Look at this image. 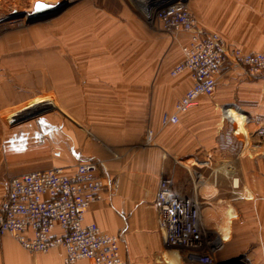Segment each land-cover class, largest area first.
Instances as JSON below:
<instances>
[{
    "label": "crops",
    "instance_id": "obj_1",
    "mask_svg": "<svg viewBox=\"0 0 264 264\" xmlns=\"http://www.w3.org/2000/svg\"><path fill=\"white\" fill-rule=\"evenodd\" d=\"M256 13L264 14V0H217V23L246 24L237 33L235 43L248 52H264V22L259 29L249 26L260 20ZM152 52L157 62L126 65L133 72L132 78V73H120L121 64L108 61L92 59L84 66L72 62L67 70L53 60L50 75L52 84L61 86L60 107L83 127L63 129L61 122L47 116L23 122L16 130H7L0 123V206L7 183L15 175L46 167L71 172L81 159L97 161L103 165L102 174L107 179L118 180V189L111 194L104 192L102 200L91 204L84 223L96 224L110 235H122V264H189L179 249L164 245L155 202L162 179L171 177L183 185L181 161L177 159L191 157L187 161L194 160L198 166L217 167L212 175L207 170L201 173L209 183H217L214 195L204 200L203 210L217 215L219 247H242L232 251L225 261L242 257L240 263L264 264V79L228 68L218 79L217 94L202 96L197 106L179 114L178 123L163 126V115L175 113L176 103L193 83L188 72L170 84L159 80L158 73L165 65L160 66L159 53ZM43 57L39 53L34 63L23 57L8 60L11 63L5 65L7 68L0 65V108L12 107L23 99V92L17 93L15 86H46V68L51 61ZM15 60L21 62L16 65ZM142 70L154 71V77L143 79ZM12 77L15 81L10 80ZM66 85L67 101L62 98ZM93 86L112 88L113 95L108 92L98 98L92 94ZM45 99L40 97L10 110L9 114L15 113L10 117L33 108L43 111L47 108L44 103L51 102ZM90 107V114L108 110L113 120L117 113V120L93 125L83 122L89 118ZM88 125L93 132L84 127ZM148 127L154 131L155 146L139 148ZM195 145L196 151H188ZM47 148L52 150V158L46 157ZM178 189L184 193L181 187ZM64 260L65 250L61 247L33 254L12 236L0 235V264H65ZM74 264L92 262L80 260Z\"/></svg>",
    "mask_w": 264,
    "mask_h": 264
},
{
    "label": "rangeland",
    "instance_id": "obj_2",
    "mask_svg": "<svg viewBox=\"0 0 264 264\" xmlns=\"http://www.w3.org/2000/svg\"><path fill=\"white\" fill-rule=\"evenodd\" d=\"M164 1L168 0H43V2L54 6L64 4L60 9L51 14L37 17L31 16L37 0H0V65L7 68V64L11 63L7 62L8 60L23 57L27 59L30 58L29 60L34 63V60L39 57V53L45 56L43 59L49 57L51 61L46 68V86L41 87L37 85L28 86L26 88L20 86L14 87L17 93L23 92V99L12 107H7L5 109L0 108L1 125L7 128V130H16L23 122H28L41 116H47V118L51 120L56 118V121L61 122L63 129L64 127L65 129H69V127L75 128L82 126L76 124L75 120H71L64 112V109L61 108V86H54L52 84L53 79L50 75L54 69L53 60L65 65L64 68L67 70L69 69L68 65H71L72 62L84 66L87 65V62H92V59H95V62L108 61L116 65L121 64L122 70H120V73L123 71L122 73L125 76L132 73L129 74V78H132L133 72H129L126 65L137 63L147 64L151 61L157 62V55H154L153 52L150 53V50L153 49L157 54L159 53L160 66L165 65L158 73L159 80L169 84L170 82H175V77L171 78L172 76H169L168 72H170V70L168 71V69H171L172 66L174 67L180 62V49L190 40L193 32L186 33L184 31L169 30L168 22H170L171 19H175V17H169L170 15L165 16V13L158 12L159 10L169 8V6L157 10ZM175 4H183L186 10L191 13L190 15L195 22L196 33L200 30L207 34H219L226 47H237L244 52H248L235 43L237 41V33L240 30H244L246 24L217 23V0H178L176 3L170 5V7ZM262 14H257L260 20L254 21L249 24V26L254 25V29L263 27L264 14ZM129 17H134V21H131L132 18L129 19ZM159 44L161 47H159ZM32 55L35 56V59L31 57ZM54 55H56V57H54ZM20 62L21 60L13 61L16 65ZM116 69L119 70L118 67H116ZM66 73L68 74V72ZM154 74V71L142 70L143 79H149L150 76L153 78ZM34 79L39 78L37 77ZM10 80L15 81L13 77ZM90 89L93 90L92 94L96 95L98 98L101 96L104 97V94L108 92H111V95H113L114 92L112 88L105 87L93 86ZM62 91H66L62 98L67 101L69 99L68 85L63 87ZM214 94H217V87ZM40 97H46L45 101L51 100L50 103H44L47 104V108L43 111L41 110L23 117L19 116L21 119H18L19 117L16 116L10 117V115L12 116L15 114H9L10 110L21 107ZM48 103L51 105H48ZM115 108L117 107L115 106ZM91 111L92 108H88L87 112L89 118L83 120V122L86 121L90 125H93L108 124L109 121L113 120L108 110L99 112L94 111L90 114ZM114 120H117V113L114 116ZM234 123L237 124V121H234ZM147 125L148 123L146 126ZM84 127L91 130L89 125ZM95 139L96 138H93V143L97 144V140ZM152 143H156L155 138ZM145 144L144 135L138 147L142 149L150 147ZM196 150L197 146L195 145L193 149H189L188 151ZM65 153L68 154L69 152ZM198 156L201 158L203 157L202 154H198ZM46 157H53L52 150H48L47 148ZM182 157L183 158L177 160L181 161V166L178 165L183 172L180 177L183 185L176 179L171 177L170 179L175 188L178 189V187H181L185 195L195 197L194 199L200 206V215L204 224V226H202L210 230L209 234L212 235L207 238V240L210 242L214 240L218 241L217 215L209 213L208 211L204 213L203 210L206 206L204 200H208L206 198H211V196L214 195L216 189L213 186L217 188V183H209L205 176L201 177V173L203 174L205 170L208 171L207 174L209 175H212V169H216L217 173V167L211 168L209 165L205 167L201 165L198 166L194 160L187 161L191 159V157ZM85 160L86 159H81L80 162ZM45 161L49 162L47 159ZM200 163L203 162L200 161ZM50 168L46 167L36 171ZM198 181H200L199 186L195 187ZM221 233L223 234L222 231ZM0 235L9 234L0 233ZM230 243L231 242L228 244ZM212 247L215 249L213 253L215 264H244L240 263L242 257L241 259H239L240 257L233 259L229 258L225 261V258L230 255L232 251L242 250V247H238L235 244L232 247L231 245L219 247L217 243Z\"/></svg>",
    "mask_w": 264,
    "mask_h": 264
},
{
    "label": "built area",
    "instance_id": "obj_3",
    "mask_svg": "<svg viewBox=\"0 0 264 264\" xmlns=\"http://www.w3.org/2000/svg\"><path fill=\"white\" fill-rule=\"evenodd\" d=\"M164 10L158 12L175 17L168 22L169 30L193 32L182 47L183 59L171 70L172 77L188 72L193 84L176 103L175 113L163 115V126L178 123L179 114L197 106L202 96H213L218 79L228 68L264 79V52L228 48L219 34L196 33L194 19L183 4ZM154 138V131L147 128L145 143ZM102 173L100 162L85 160L71 172L55 167L11 177L0 206V233L11 235L33 254L61 247L65 264L80 260L122 264V235H110L96 224L84 223L88 207L102 200L104 192L118 189V180H109ZM194 201L175 188L170 178L161 180L155 203L163 243L180 248L181 253L186 250L188 256L182 258L187 263L215 264V249L199 227V207Z\"/></svg>",
    "mask_w": 264,
    "mask_h": 264
},
{
    "label": "water",
    "instance_id": "obj_4",
    "mask_svg": "<svg viewBox=\"0 0 264 264\" xmlns=\"http://www.w3.org/2000/svg\"><path fill=\"white\" fill-rule=\"evenodd\" d=\"M177 1L178 0L164 1L163 4L157 10L165 8L167 6H170V5L174 4V3H176ZM63 4H58L57 6L53 5V7L41 10L39 12L33 11L31 16L42 17V16H45L47 14H51V13L55 12L56 10L60 9L63 6ZM41 110L42 109H38V108H33L32 110L28 109V110L24 111L22 114H17L18 116L16 115V117H19V116L23 117V116H26V115H29V114H34V113H37V112H39ZM20 117L18 119H21Z\"/></svg>",
    "mask_w": 264,
    "mask_h": 264
},
{
    "label": "bare ground",
    "instance_id": "obj_5",
    "mask_svg": "<svg viewBox=\"0 0 264 264\" xmlns=\"http://www.w3.org/2000/svg\"><path fill=\"white\" fill-rule=\"evenodd\" d=\"M159 7V6H158ZM148 128H150V127H148ZM147 130V129H146ZM146 133V132H145ZM146 146H150V147H152V146H155V144L154 143H149V144H145ZM191 196V195H190ZM192 197V196H191ZM193 199L195 198L194 196L192 197ZM195 200V199H194ZM196 202V207H199V213H200V206H199V204L197 203V201L195 200L194 201V203ZM199 221H201V222H199L200 224H201V226L199 225V227L202 229V232H203V234H204V236L206 237V238H209V237H211L212 235L211 234H209V231H207V230H205L204 229V227L202 226L203 225V221H202V217H201V215H199ZM207 242H209V244H211V246H213V245H215V243H217V246H219V242L218 241H216V240H214V241H207ZM178 249H180V248H177V249H174V250H178ZM218 249V248H217ZM182 254L183 255H185V256H188V253H187V251L186 250H184V252H182Z\"/></svg>",
    "mask_w": 264,
    "mask_h": 264
},
{
    "label": "snow or ice",
    "instance_id": "obj_6",
    "mask_svg": "<svg viewBox=\"0 0 264 264\" xmlns=\"http://www.w3.org/2000/svg\"><path fill=\"white\" fill-rule=\"evenodd\" d=\"M50 7H53V5L43 2V0H37L33 7V11L39 12Z\"/></svg>",
    "mask_w": 264,
    "mask_h": 264
}]
</instances>
